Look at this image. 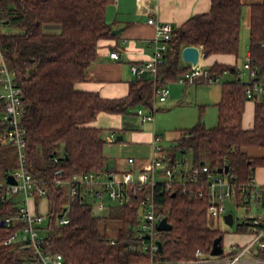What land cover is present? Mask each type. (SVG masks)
Segmentation results:
<instances>
[{
  "label": "trees",
  "instance_id": "obj_1",
  "mask_svg": "<svg viewBox=\"0 0 264 264\" xmlns=\"http://www.w3.org/2000/svg\"><path fill=\"white\" fill-rule=\"evenodd\" d=\"M113 1L0 0V50L22 88L21 121L27 134L28 167L47 185L49 208L40 226L44 234L43 249L62 253L65 264L149 261L148 253L133 231L139 193L132 195V205L116 206L109 215L99 216L93 212L91 203H82L80 194L69 198L54 184L57 168H62L63 176H68L105 167L103 130L88 125L99 112L127 113L138 104H151L153 81L149 78H135L129 93L122 97H104L98 92L74 87L75 82L85 79L96 60L99 40L113 35L106 18L107 6ZM242 7V0H212L209 11L193 14L174 27L159 65L162 81L174 79L189 68L180 64L181 51L186 45H201L208 54L238 55ZM47 24H59V30L47 31ZM249 51V65L257 76L248 82L240 77L237 65L215 63L209 68L212 77L230 71L237 78L223 84L217 124L207 127L200 119L183 130L169 153L172 159L180 149L183 153L190 151L194 164L205 160L212 170L228 164L229 176H235L240 182L253 178L254 169L262 159L249 156L242 148L264 146V94L256 103L252 128L242 126V114L245 101L252 99L247 97L246 88L264 77V0L251 5ZM5 130L6 124L0 122L1 179L14 171L10 170V144L1 139ZM55 157L58 162L54 161ZM189 186L195 189L194 185ZM14 197L6 189L0 191V221L17 216ZM157 204L173 225L170 230L160 231L163 248L158 254L159 260L195 258L197 247L209 251L218 236H222L223 243V232L211 225L205 197L184 192L178 183L164 194H157ZM65 208L69 221L60 223L59 214ZM106 218L119 221L115 236L106 234V227L102 226ZM237 226L242 230L245 222ZM20 227V223L0 225V264H34L30 247L5 243Z\"/></svg>",
  "mask_w": 264,
  "mask_h": 264
},
{
  "label": "built area",
  "instance_id": "obj_2",
  "mask_svg": "<svg viewBox=\"0 0 264 264\" xmlns=\"http://www.w3.org/2000/svg\"><path fill=\"white\" fill-rule=\"evenodd\" d=\"M148 22L156 26L154 37L155 50L151 58L143 64H132L131 71L136 77H141L149 71L154 78L155 99L165 101L170 94V86L162 81L159 74V65L164 60L167 50V43L170 39L173 26L170 23L162 22L155 16H150ZM1 29V19H0ZM111 57L118 58V52H111ZM246 66L250 68L249 61ZM252 78L256 76V71L250 68ZM201 76H209L208 68L200 65H193L182 73L178 80L180 82H192ZM210 81L216 78L209 77ZM0 100L3 102V109L0 111V122L6 124V130L2 133L1 139L4 143L13 145L16 149L18 168L13 172L17 182L10 183L6 178H0V191L6 189L8 194H21V199L17 200L18 214L16 217L8 216L4 219V224L12 226L21 224L25 236L19 235V229L15 230L5 241L6 244H19L21 247H30L33 250L34 264H65L62 253H49L43 249L44 234L41 224L47 214L37 212L33 207V199L38 196L47 195V185L43 178L33 173L28 167L27 156V134L21 121L24 111L22 88L17 83L14 73L8 66L4 57L0 61ZM248 98L255 99L259 94H264V82L254 81L246 88ZM137 115L142 123L153 120L154 112L146 111L144 108L137 109ZM115 137L109 136L108 141ZM158 137L153 141L154 154L150 165L136 173L126 170L121 176L113 171L108 172L103 177L100 171L89 170L85 172H73L68 176H63V169H55L58 175L54 179L57 188L67 186L70 198L81 195L82 203L88 202L90 196L102 197L105 193L119 204H126L131 201V192L141 191V205L143 207L142 218L136 227L135 235L141 242V247L149 255V261L143 264H264V188L259 187L253 180L240 182L235 176L226 177L217 169H211L207 162L195 164L185 172L180 179L175 176L182 173L181 163L169 160V156L163 152V146L157 143ZM58 162V158H54ZM132 162L133 158L130 157ZM185 163H187L185 161ZM162 167L164 175L168 178L164 180L160 188V193L164 194L178 183L182 185L184 192L197 194L200 198L207 199V213L213 217H219L226 212V199L239 198L240 200H261L263 208L260 214L251 215L247 221L250 225L251 239L241 246H233L229 250L223 249L220 254H212L209 251L196 249V257L188 260H159L158 254L161 251L159 240L160 230L158 224L166 217L157 204L156 188V168ZM189 185H194L191 189ZM99 209L105 208L103 200L97 203ZM67 209L63 216H59L60 223H66L69 218L66 216ZM114 243V240H111Z\"/></svg>",
  "mask_w": 264,
  "mask_h": 264
},
{
  "label": "crops",
  "instance_id": "obj_3",
  "mask_svg": "<svg viewBox=\"0 0 264 264\" xmlns=\"http://www.w3.org/2000/svg\"><path fill=\"white\" fill-rule=\"evenodd\" d=\"M212 0H114L111 2L106 9V18L107 21L111 24L112 29L122 28L119 33L113 34L110 37L102 38L99 40L98 46V55L94 63L89 67L86 73V77L83 80L77 81L74 84L75 89L81 91H95L98 92L101 96L104 97H122L129 93L130 83L136 77L131 71L132 64H143L149 58L152 57L155 50L154 37L156 35V26L152 23L148 22V18L150 16L157 17L162 22L170 23L173 28L178 27L182 23H184L190 16L196 13H203L209 11L211 7ZM242 25L241 30L243 33L245 31L244 27H248V33L243 38L245 41L243 43V48L241 51V40H240V51L239 54L233 53H212L208 54L204 51L201 45H198L200 48V58L198 65L209 68L215 63H221L226 65H237L239 70V75L243 81H250L252 79L250 68L246 66L249 58V42H248V34H249V17L251 12V5L261 0H242ZM47 31H58L59 26L55 24H47ZM118 52L119 57L114 58L111 57V52ZM2 53L0 50V61L2 59ZM239 59L241 62H239ZM243 62V66L241 63ZM180 64L182 66H193L190 62L186 61L181 54ZM188 68V69H189ZM230 71H225L223 74L218 75L215 81H210L209 76H201L192 82H180L177 76L174 79L166 81L171 87L170 94L165 101H159L155 99L154 95V78L153 75L146 71L141 77L152 79L153 81V97L151 100V104L145 106L143 104H138L137 107L144 108L147 112H154V119L148 120L144 123L140 121L139 116L137 115V111H133L130 109L127 113H111L107 111H101L98 113L96 118L88 123V125L93 127L101 128L102 135L105 139V144L109 143L107 147V151L116 150V147H112L116 141H119L121 144L119 146V150L122 153L116 154L113 159V165L111 159H107V155L105 153V167L100 171L103 174V177L107 176L108 172H115L117 176H121V173L126 170H130L134 173L136 171H140L146 169L150 163L151 158L154 154V146L153 141L158 137L157 143H160L163 146V152L168 156L171 153V150L176 145V137H173V141L170 146L165 145L163 143L164 133H158L159 129H166L163 122H165L166 115H157L156 111L158 108L155 107L157 102L164 103L168 102L169 106H172L176 101L184 102V98L188 92L193 91L197 92V95L191 99V102H195L196 106H199L200 112L198 113L197 121L192 125H182L180 128H177L175 133H181L183 130L195 125L200 119L204 122L207 127H213L217 124L219 118V108L218 102L222 98L223 92V84L226 81L233 80L237 78V75L233 74ZM233 74V77L226 76V80L220 83L223 76L228 74ZM257 76V74H256ZM253 79H255V77ZM212 77V76H211ZM256 80V81H263ZM204 84L207 85L205 88H198L199 85ZM190 87V88H189ZM192 87V88H191ZM1 91V90H0ZM199 92V93H198ZM263 96L259 94L255 99H247L244 103V110L242 114V126L246 129L252 128L254 125V117H255V106L256 103L261 101ZM188 102V101H186ZM215 106L217 110L211 108ZM147 109H146V108ZM150 107V108H149ZM162 106V108H164ZM137 108V109H138ZM161 109V107L159 108ZM196 118V117H195ZM186 117H181L180 124H188V122H192L194 119L191 118V121H186ZM196 120V119H195ZM166 123V122H165ZM187 126V127H186ZM105 130H111L107 134L103 133ZM171 130V129H170ZM119 134L123 135L122 139H118L117 136ZM114 136L115 139L112 141H108L109 136ZM163 143V144H162ZM13 146V145H12ZM15 148V147H14ZM247 154L256 159H262V161L256 165L254 169V176L251 180L254 181L259 187L264 188V146L263 145H251L244 146L242 148ZM16 151V149H15ZM128 155H125L126 152ZM180 153H177V157L172 159L169 156V160L176 161L178 160L181 163L180 177L190 170L193 163V158H189L186 154H182V150L180 149ZM190 152V151H188ZM183 153V152H182ZM181 155V157H179ZM17 156V154H16ZM132 157L133 161L130 162L129 158ZM185 161L187 163H185ZM206 162V161H205ZM204 162V163H205ZM18 164V162H17ZM162 167L156 168V179H158V184L156 188V195L160 193V188L163 185L164 180L168 177L164 175ZM223 173L226 177H230L228 173ZM178 175V174H177ZM176 177V176H175ZM249 180V181H251ZM248 181V182H249ZM65 191L66 195L69 197L67 186L61 188ZM134 193H139V203L137 205L138 208V217L137 221L133 224V231L135 233L136 227L139 224V221L142 218L143 207L141 205L142 198V190L131 192V201L126 204H119L116 201V204L108 205L110 207V211L112 208L116 206L123 205H132V195ZM161 194V193H160ZM70 198V197H69ZM237 204H249V200H240L238 198H232ZM242 203H239V202ZM263 204L261 200H256ZM92 205V210L96 215L99 216H107L100 215L94 209L97 207V204H93L90 199L88 200ZM34 210L37 212H44L47 214L49 208V200L48 196H38L32 201ZM105 203V201H104ZM107 207V204H105ZM67 209V208H66ZM166 214V213H165ZM167 217V215H166ZM235 217V216H234ZM249 217V216H248ZM248 217L245 220L240 221L238 224L245 222L244 229H238L236 232L229 233V238L225 241V236L223 234V247L226 250H229L233 246H241L242 244L248 242L251 239L250 225L247 221ZM47 218V216H46ZM45 218V220H46ZM111 219L106 218L104 220ZM235 223V221H234ZM237 224V225H238ZM229 225V224H228ZM234 225V224H233ZM103 227L108 229L109 222H104ZM231 226V225H230ZM238 228V227H237ZM160 230V229H159ZM161 231V230H160ZM117 233V232H116ZM20 237H24L25 233L23 229L19 228ZM116 235V234H115ZM114 235V236H115ZM162 241V240H161ZM211 250V249H210ZM211 252V251H210ZM134 264V263H130ZM137 264V263H136Z\"/></svg>",
  "mask_w": 264,
  "mask_h": 264
},
{
  "label": "rangeland",
  "instance_id": "obj_4",
  "mask_svg": "<svg viewBox=\"0 0 264 264\" xmlns=\"http://www.w3.org/2000/svg\"><path fill=\"white\" fill-rule=\"evenodd\" d=\"M57 26H59V24H57ZM244 28H245L244 33H243V30H241V39H240L241 40V51L243 48V43L245 41V38L247 39V37L243 38V35L245 34V36H246L248 33V27L246 26ZM12 29L17 30L18 28L13 27ZM248 42H249V34H248ZM239 62H241L240 59H239ZM241 65L243 66V62L241 63ZM230 75L233 77L232 73L225 75V76H223L221 82L217 83V84L221 85V83L226 80V78H227L226 76H230ZM262 82H264V80ZM206 86L207 85L201 84V85H199L198 88H201V87L205 88ZM0 90H1V85H0ZM195 95H197V92L196 93H194L193 91L188 92L184 98V102L176 101L173 103L172 106H169L168 102H164V103L157 102L155 104V107L158 108L156 111V117H157V115H161V114L166 115V119H165L166 123L163 122L166 129H163V130L159 129V131H158V133H164V139L162 141L165 145L170 146V144L173 141V137L179 136V134H180L179 132L175 133V135H174V132L176 131L177 128H180L182 125H188V126L192 125L193 123H195L197 121V117L199 116L198 113L200 112L199 106L197 107L194 101L193 102L190 101L191 99H193V97H195ZM186 101H188V102H186ZM164 105H165V107L162 108V106H164ZM160 107H161V109H159ZM137 108H138L137 105L132 107L131 112H133L135 110L137 111ZM211 108L217 110L215 106H213ZM184 116L186 117L185 122L191 121L190 120L191 118H193L194 120L192 122H188V124H180L179 122L181 120V117H184ZM110 131L111 130H105L103 133L107 134ZM108 144L109 143L105 144V153L107 155V159H111V161H112L111 165H113V159L116 156V154L122 153L119 150V146L121 143L119 141L111 143V144H113L112 147H116V150L114 149L113 151H107V147L110 146ZM13 151H15V148L12 145L11 146L9 145L8 146V156L10 159V167H11L10 170H15L18 168L17 156H16V154H14ZM186 153H187V156L189 155L188 157L191 158L192 152H185V153L181 152V155L186 154ZM128 154H129L128 152L125 153V155H128ZM181 155H179V157H181ZM177 174H176V178L180 179L179 178L180 173H177ZM14 198L15 199H21L22 195L16 194ZM89 199H90V201H92L93 204H97L101 200L105 201V204H107V207H105L102 210H98L97 207L95 208V205H93L96 212L99 213L100 215L109 214L110 213V207L108 205L114 206L116 204V201L111 199L107 193H105L104 196H102V197L90 196ZM248 202H249L248 205L247 204H237L234 200L226 199L224 201V203L226 205V212L225 213H222L219 217H213L207 213L208 217L211 220L212 227L217 228L218 230L223 232V234L225 236V241L229 238V235H228L229 233L236 232L238 230L237 224L240 221L245 220L248 216L257 215V214L261 213L262 208H263V204H261L260 202H258L256 200H249ZM227 212H232L234 214V216H235L234 225L230 226L225 221L224 214H226ZM104 222H109L108 229H106V234L108 236H114L117 232V229L119 228V224H120L119 221L115 220V219H110V220L107 219V220H104L102 222V225ZM197 248H200L201 250H203L202 247H197ZM195 255H196V250H195ZM184 260H186V259H184ZM145 262L146 261L135 262L134 264H136V263L137 264H143Z\"/></svg>",
  "mask_w": 264,
  "mask_h": 264
},
{
  "label": "water",
  "instance_id": "obj_5",
  "mask_svg": "<svg viewBox=\"0 0 264 264\" xmlns=\"http://www.w3.org/2000/svg\"><path fill=\"white\" fill-rule=\"evenodd\" d=\"M121 29L122 28L113 29L112 33L113 34L119 33L121 31ZM181 54H182V57L186 61L190 62L192 65H197L199 62L201 52H200V48L198 45L189 44V45H186L182 48ZM117 138L122 139L123 135L119 134L117 136ZM65 155L67 156V153H65ZM204 162H205V160H201L200 163L203 164ZM217 171L228 173L229 172V165L225 164L224 166L217 168ZM6 180L10 183H16L17 182V179L13 173L7 174ZM65 211H66V208L59 214V216H63ZM224 218H225V221L229 225L234 224L235 217H234V214L232 212H227L226 214H224ZM0 225L1 226L4 225V219H1ZM158 228L160 230H170L173 228V225L171 222H169L167 217H164L163 219L160 220V222L158 224ZM221 240H222V236H218L217 238L214 239L211 250H210L212 254H220L223 252L224 247H223V243ZM159 245H160V250H162L163 243L161 240H159Z\"/></svg>",
  "mask_w": 264,
  "mask_h": 264
}]
</instances>
